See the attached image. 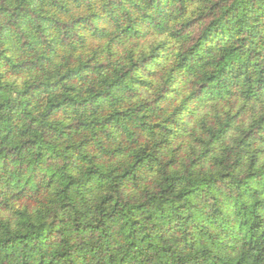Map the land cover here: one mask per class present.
<instances>
[{"label": "trees", "instance_id": "obj_1", "mask_svg": "<svg viewBox=\"0 0 264 264\" xmlns=\"http://www.w3.org/2000/svg\"><path fill=\"white\" fill-rule=\"evenodd\" d=\"M0 264H264V0H0Z\"/></svg>", "mask_w": 264, "mask_h": 264}]
</instances>
